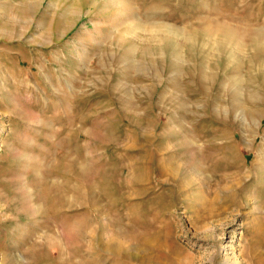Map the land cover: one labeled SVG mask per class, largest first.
I'll return each instance as SVG.
<instances>
[{
    "label": "rangeland",
    "instance_id": "1",
    "mask_svg": "<svg viewBox=\"0 0 264 264\" xmlns=\"http://www.w3.org/2000/svg\"><path fill=\"white\" fill-rule=\"evenodd\" d=\"M0 264H264V0H0Z\"/></svg>",
    "mask_w": 264,
    "mask_h": 264
},
{
    "label": "bare ground",
    "instance_id": "2",
    "mask_svg": "<svg viewBox=\"0 0 264 264\" xmlns=\"http://www.w3.org/2000/svg\"><path fill=\"white\" fill-rule=\"evenodd\" d=\"M168 35V34H167ZM166 44V43H165Z\"/></svg>",
    "mask_w": 264,
    "mask_h": 264
}]
</instances>
